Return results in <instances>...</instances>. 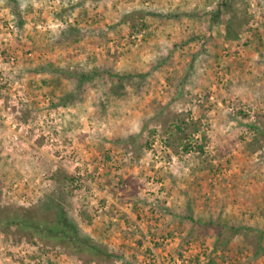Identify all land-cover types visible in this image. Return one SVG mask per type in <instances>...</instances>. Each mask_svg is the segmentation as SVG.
Returning <instances> with one entry per match:
<instances>
[{"label": "rangeland", "instance_id": "1", "mask_svg": "<svg viewBox=\"0 0 264 264\" xmlns=\"http://www.w3.org/2000/svg\"><path fill=\"white\" fill-rule=\"evenodd\" d=\"M18 1L0 0V207L59 203L116 256L4 211L0 264H264V0L219 25L221 0Z\"/></svg>", "mask_w": 264, "mask_h": 264}, {"label": "trees", "instance_id": "2", "mask_svg": "<svg viewBox=\"0 0 264 264\" xmlns=\"http://www.w3.org/2000/svg\"><path fill=\"white\" fill-rule=\"evenodd\" d=\"M232 0H221L215 3V9L210 12V20L212 25H219L222 21V7L231 6ZM20 5L18 0H10V6L12 10L15 11V14L19 16V13L15 10ZM230 8V7H229ZM124 16V15H123ZM128 13H125L124 19L126 21V17ZM232 18L227 19L225 22V36L235 38L238 36L235 33V29H232ZM19 21L22 24L23 20L19 17ZM68 33L73 34L74 40H77L79 36L82 34L78 27H72L69 29ZM84 77V76H83ZM81 78V77H80ZM115 86V84L113 85ZM113 88V87H112ZM70 179L73 181L74 177L69 175ZM69 178V177H68ZM56 181V179H54ZM53 180V181H54ZM54 181V183H55ZM53 183V184H54ZM53 200H49V203ZM48 203V204H49ZM46 209L43 211V205L39 207V205L35 208H28L24 210V212H13L9 211L8 207L2 208L0 207V213L4 212L7 215L4 220L7 227L14 226L16 229H33L35 233L45 234L50 238H54L59 240V243L62 246H70L76 252H84L87 254H91L94 257H115L116 255L106 248L96 244L93 238L83 232L79 226L75 223V221L67 215L64 207L59 203H55L52 205L45 206ZM51 213V216L49 215ZM50 216V218H49ZM208 264H212L209 261Z\"/></svg>", "mask_w": 264, "mask_h": 264}, {"label": "built area", "instance_id": "3", "mask_svg": "<svg viewBox=\"0 0 264 264\" xmlns=\"http://www.w3.org/2000/svg\"><path fill=\"white\" fill-rule=\"evenodd\" d=\"M188 257H185V258H176L175 259V263L176 264H182V262H184V264H187L188 263ZM149 260L151 261H157L158 260V256L156 255L155 251L151 250V253L149 254Z\"/></svg>", "mask_w": 264, "mask_h": 264}]
</instances>
